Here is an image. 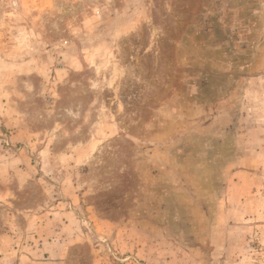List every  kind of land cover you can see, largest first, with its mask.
I'll return each mask as SVG.
<instances>
[{"label":"rangeland","instance_id":"374dc122","mask_svg":"<svg viewBox=\"0 0 264 264\" xmlns=\"http://www.w3.org/2000/svg\"><path fill=\"white\" fill-rule=\"evenodd\" d=\"M0 264H264V0H0Z\"/></svg>","mask_w":264,"mask_h":264}]
</instances>
